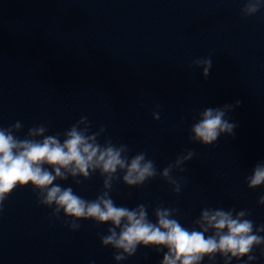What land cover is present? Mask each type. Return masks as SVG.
I'll return each mask as SVG.
<instances>
[{
    "label": "clouds",
    "instance_id": "1",
    "mask_svg": "<svg viewBox=\"0 0 264 264\" xmlns=\"http://www.w3.org/2000/svg\"><path fill=\"white\" fill-rule=\"evenodd\" d=\"M261 8H264V0H247L241 15H255ZM193 65L203 68L202 75L206 79L212 60L197 58ZM240 104L237 100L234 104L203 109L191 126L189 141L210 146L221 135H234L236 124L230 121L228 113ZM153 119H160L158 112L153 113ZM91 127L88 117L82 116L62 134L46 135L48 127L40 124L29 128L23 139L15 135L22 130L20 121L7 128L0 127V212L17 187L30 185L36 193L38 206L52 209L51 215L56 219L62 212L63 223L70 230H78L81 220L110 225L106 235H98L103 247L114 249L117 262L134 256L141 246L158 253L167 249L160 264H202L205 258L212 264L217 255L223 259V264L244 257L247 258L244 264H252L257 259L256 248L264 257V236L261 235L264 224L255 225L247 218L251 215L247 210L204 208L193 221V227L187 228L175 218L179 215L178 208L157 205L153 209V222L144 204L134 208L116 205L110 195L116 181L129 188H140L159 175L178 195L182 178L173 177V169L183 173V165L196 153L186 150V154L177 156L174 163L158 172L155 161L147 159L146 153L130 157L126 144H114L108 137L100 142L105 132L103 126L96 132H91ZM97 172L103 177V185L94 200L81 197L72 187L55 183L71 177L80 185L82 180L78 177L88 180ZM246 182L249 189L264 185V162L254 166ZM258 204L264 205V195L259 197Z\"/></svg>",
    "mask_w": 264,
    "mask_h": 264
}]
</instances>
